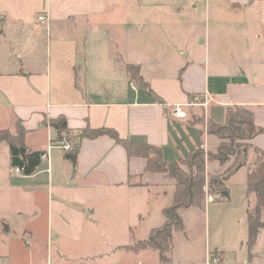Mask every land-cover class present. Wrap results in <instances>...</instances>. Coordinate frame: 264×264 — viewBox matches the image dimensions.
Segmentation results:
<instances>
[{
    "label": "crops",
    "instance_id": "obj_1",
    "mask_svg": "<svg viewBox=\"0 0 264 264\" xmlns=\"http://www.w3.org/2000/svg\"><path fill=\"white\" fill-rule=\"evenodd\" d=\"M202 15L216 33L207 41ZM228 107L251 111L264 130V0H0V130L20 123L29 150L47 152L25 176L0 144V191L19 196L7 212L0 205V264H163L158 251L133 247L164 225L175 180L147 172L146 159L101 136L81 139L75 166L59 155L70 187H53L54 150L64 149L48 121L65 117L71 143L107 127L177 160L217 153L222 139L210 125L226 123ZM251 144L227 183L229 200L179 211L184 230L174 235L172 264H264V229L252 256L247 245L256 205L248 176L264 162V133ZM234 161L207 159L208 179Z\"/></svg>",
    "mask_w": 264,
    "mask_h": 264
},
{
    "label": "trees",
    "instance_id": "obj_2",
    "mask_svg": "<svg viewBox=\"0 0 264 264\" xmlns=\"http://www.w3.org/2000/svg\"><path fill=\"white\" fill-rule=\"evenodd\" d=\"M125 70L140 88L153 94L149 84L141 76L138 66L127 64ZM48 123L57 130V141H63V135L69 131L66 118L51 119ZM210 131L222 139L216 154H206L204 150L199 149L187 159L166 160L161 147L123 139L116 130L111 128H87L82 131L78 142L71 143L73 149L66 152L65 158L75 166L81 139L109 136L122 145L130 157L146 159L147 172L161 173L175 180L173 203L164 210V225L153 229L146 241L138 242L133 247L134 249L156 250L159 252L161 263L172 264L174 235L184 230V222L179 211L191 207L204 209L208 196L217 202L229 200L230 192L227 183L231 176L244 165L241 156H246L248 151L253 148L251 144L253 137L264 133V130L255 126L253 113L239 107H228L226 123H212ZM25 135L26 130L19 123L15 132L9 129L0 130V144L7 143L10 148L11 167L19 169L25 176H31L41 166L47 152L29 150L25 143ZM231 157H235V161L230 167L222 174L210 176L208 179L206 174L207 159L219 160L225 164ZM247 195L256 197L255 207L248 212L249 239L247 245L249 255L252 256L260 232L264 229L262 217L264 211V162L261 160L257 161L249 173Z\"/></svg>",
    "mask_w": 264,
    "mask_h": 264
},
{
    "label": "rangeland",
    "instance_id": "obj_3",
    "mask_svg": "<svg viewBox=\"0 0 264 264\" xmlns=\"http://www.w3.org/2000/svg\"><path fill=\"white\" fill-rule=\"evenodd\" d=\"M204 8V7H203ZM225 18V17H224ZM202 20H203V24H202V38L204 39V41H207L209 39V37H211V39L214 37V35H216L215 30L212 26V23L209 24V20L207 21V18L205 15H202ZM211 22H213V19H211ZM64 138H66L65 140L72 142L73 140L70 139L69 134L66 133L63 135ZM6 149H10V148H6ZM10 153V150H8ZM65 150H54V158H53V163H54V184L53 187H70V185L68 184L67 179V168L66 166L61 164L59 155L61 154H66V152H64ZM7 153V152H6ZM10 155V154H9ZM7 157V154H5V158ZM50 160H51V156H50ZM46 177H48L46 175ZM41 187V188H39ZM45 187H49L48 184H46V180H45V175L42 176H37V200L40 202L39 206V211L44 212L45 210H47V204H48V191ZM1 190V189H0ZM21 199V198H20ZM16 200H19V196L17 194H9L8 192H5V190L0 191V205L4 202V208L7 211H9V208H7V205L10 206L11 209V203H13V201L15 202ZM25 200H28V198H26ZM12 212V210H11ZM5 213V212H4Z\"/></svg>",
    "mask_w": 264,
    "mask_h": 264
},
{
    "label": "built area",
    "instance_id": "obj_4",
    "mask_svg": "<svg viewBox=\"0 0 264 264\" xmlns=\"http://www.w3.org/2000/svg\"><path fill=\"white\" fill-rule=\"evenodd\" d=\"M45 19H46L45 16H40L39 17V21H43ZM174 115L176 117H178V118H185L186 117V112L181 107H176L175 110H174ZM58 145L62 149H64L65 151H67V152H69V151H71L73 149V146H72L71 142H69V141H67L65 139L63 141L59 142ZM207 200H213V198L211 196H208L207 197ZM214 262L215 263H219V259H216Z\"/></svg>",
    "mask_w": 264,
    "mask_h": 264
}]
</instances>
